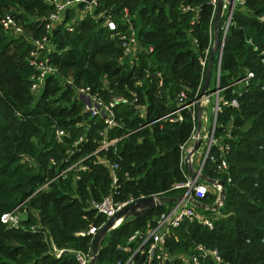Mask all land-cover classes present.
Instances as JSON below:
<instances>
[{
	"label": "trees",
	"instance_id": "16d2710c",
	"mask_svg": "<svg viewBox=\"0 0 264 264\" xmlns=\"http://www.w3.org/2000/svg\"><path fill=\"white\" fill-rule=\"evenodd\" d=\"M186 6L193 10L183 12ZM125 8L136 15L134 22L143 45L154 47V68L163 71L169 91L174 94L184 87L196 90L205 78L199 55L209 47L210 31L214 29L210 0H101L97 12L112 13L117 20ZM53 10V4L46 0H0V18L9 13L25 30L24 34L15 35L0 24V264H79L72 255L53 256L45 234L30 230L36 220L34 212L58 246L85 251L91 249L93 236L76 233L106 221L89 208L91 199L100 200L111 190L108 170L94 164L93 159L87 160L91 169L82 172L81 179L70 172L67 178L53 181L49 189L35 193L59 169L97 148L93 140L98 126H93L82 151L71 155L69 163H61L65 152L85 132V127L76 124L82 119L89 121L87 115L81 114L83 104L74 96L75 88L67 84L69 78L79 86L114 90L116 94L138 90L142 100L143 90H149L150 118L164 110L163 99L154 96L155 86L144 80L145 59L143 68L120 63V40L111 37L104 16H87L73 31L63 25L54 30L52 41L56 47L49 56L58 73L49 76L42 91L35 95L31 85L36 70L29 63L31 39L46 34L45 18ZM71 17L69 11L66 20ZM221 26L222 20V36ZM120 29L125 27L121 25ZM192 37L198 39L197 47ZM260 50H264V0H245L244 6L235 9L226 37L221 84L239 79L248 70L255 72V78L240 96V107H227L219 116L220 133L233 123L232 138L228 140V171H219L210 161L204 167L207 177L226 183L222 216L214 220L213 228L186 220L173 229L167 243L173 254H190L197 244H204L218 249L227 264H264V64ZM216 65L215 59L214 69ZM140 78L143 84L136 86ZM120 110L125 131L139 125L140 119L132 117L131 107ZM55 128L70 135L58 141ZM121 132L113 130L110 135ZM191 132L192 121L186 114L182 123L154 125L129 136L119 145L117 154L108 152L122 166L118 198L175 193L171 190L173 184L184 180L179 147ZM51 158L58 161L57 165L51 164ZM215 199V195H209L205 202L213 203ZM22 202L28 208L27 217L20 227H8L1 220L2 214ZM164 210L163 204L143 218L125 219L112 229L102 244L100 264L125 260L127 255L120 246H126L136 230L145 229ZM203 264L214 263L208 258Z\"/></svg>",
	"mask_w": 264,
	"mask_h": 264
},
{
	"label": "built area",
	"instance_id": "2783aa9c",
	"mask_svg": "<svg viewBox=\"0 0 264 264\" xmlns=\"http://www.w3.org/2000/svg\"><path fill=\"white\" fill-rule=\"evenodd\" d=\"M46 1L53 4L54 10L45 18L46 34L41 38L31 39L33 47L29 55V63L36 70L32 76L31 85V90L35 95L42 91L49 76L58 73L57 66L51 62L49 56V52L54 51L56 47L52 41L54 30L63 25L66 30L73 31L75 25L87 16L95 19L104 16V25L112 31L111 37H117L120 40L123 50V54L119 58L120 63L128 64L130 68H139L142 67L143 58L145 59V67H142L144 80L148 82L149 86H155L154 96L157 99H163L164 110L150 118L149 99L147 97L149 90H143L145 96L142 100L138 90H128V93L116 94L114 90L94 89L90 85L79 86L74 83L72 78H69L67 84L75 88L74 96L83 104L81 114L87 115L89 121L82 119L76 124L79 127H85V132L79 135L72 147L65 152L61 163H69L71 155L82 151V144L89 141V132L93 126H98V135L93 140L97 144V148L90 154L80 157L76 162L61 170L59 169L57 175L43 183L35 193L49 189L53 181L58 178H67L70 172H75L74 177L77 180L81 179L82 172L91 169L87 160L93 159L94 164H100L108 170L111 190L100 200L91 199L89 208L93 209L97 215L104 216L106 220L109 219L125 205L138 198L133 196L126 200L118 198L121 194L120 171L122 166L118 161H113L108 152L112 151L113 154H117L119 145L129 136L146 129H152L154 125L163 127L167 123H182L187 114L192 121V132L189 139L179 147L181 152L180 166L184 180L174 183L171 190L175 193L164 196L166 201L159 203L158 206L165 205V210L155 218V221L149 222L143 230H136L130 236L128 244L120 246L127 258L118 260L116 264H203L208 258L212 259L214 264H227L216 248H207L204 244H197L193 253L173 254L167 243L173 229L180 227L186 220L196 221L201 225L213 228L214 220L222 216L221 208L225 200H221L223 187L217 183L221 179H214L216 183L208 182L205 178L204 167L210 161L217 165L219 171H228V153L231 148L228 140L232 138L233 123L230 122L224 132L220 133L222 124L219 123V116L227 107L234 109L240 107V96L248 91L252 80L255 78V72L248 70L239 79L227 85L221 84L222 58L226 37L233 25L235 9L239 5L244 6L245 0H223L220 19L222 20L223 35L220 34V45L214 54L217 60L216 85L213 88L209 85L207 90L202 92L203 82H201L196 90L184 87L174 94L166 87L163 71L154 68V47L143 45L139 38V27L134 22L136 15L131 14L127 8L124 9L122 16L116 20L112 17V13L105 15L104 12H97L101 6V0ZM210 2L214 8L212 17L214 19L219 0H210ZM188 10H193V8L190 6L182 8L183 12ZM69 11L72 12V17L66 20ZM0 24L4 30L15 35H22L25 32L23 26L9 13L0 18ZM121 25L125 27L124 30L120 29ZM191 31L189 32L191 33ZM214 36V29H211L210 45L199 55V62L205 74L214 47ZM192 42L195 47L198 46L197 38L192 37ZM255 50H258V47H255ZM259 55L264 64V50H260ZM106 84H108L107 80H105ZM142 84L143 79H138L136 86ZM120 107H131L134 110L132 117L138 116L140 119L137 127L125 131ZM113 130H122V132L111 136L110 133ZM53 132L58 141H63V138L70 135L68 131L61 128H55ZM57 162L55 158H51L52 165H57ZM126 176L129 177V173H126ZM209 195L216 196L213 203L205 202ZM154 196L159 197L160 195ZM25 202L3 213L2 222L10 228L20 227L28 214V208L24 205ZM34 215L36 220L31 224L30 230L45 234V240L49 244L50 253L53 256L61 258L68 254L74 256L79 264H91V249L85 251L80 248L58 246L50 230L42 224L39 214L34 212ZM101 226L93 225L89 230L79 231L76 234L94 237Z\"/></svg>",
	"mask_w": 264,
	"mask_h": 264
},
{
	"label": "water",
	"instance_id": "95a60500",
	"mask_svg": "<svg viewBox=\"0 0 264 264\" xmlns=\"http://www.w3.org/2000/svg\"><path fill=\"white\" fill-rule=\"evenodd\" d=\"M222 8H223V0H219L216 12H215V17H214V47L211 52L204 82H203V87H202V92H205L207 88L210 85L213 71H214V63H215V52L217 51L219 45H220V19H221V13H222ZM197 146V145H196ZM208 182L210 183H216L214 179H209L205 176ZM218 184H221L223 187V191L221 193V200L224 201L226 197V184L224 180H219L217 181ZM161 201H166V198L164 196H146V197H141L133 202L125 205L120 211H118L114 216L110 217L109 219L106 220L104 224L100 227L98 232L94 235L93 241H92V246H91V264H100L99 262V254L100 250L102 248V244L107 236V234L115 228L116 223L121 219L125 220L128 218H136L140 219L145 216H147L150 212L155 210L159 203Z\"/></svg>",
	"mask_w": 264,
	"mask_h": 264
},
{
	"label": "rangeland",
	"instance_id": "374dc122",
	"mask_svg": "<svg viewBox=\"0 0 264 264\" xmlns=\"http://www.w3.org/2000/svg\"><path fill=\"white\" fill-rule=\"evenodd\" d=\"M7 35H11V34H9V33H7ZM215 72H216V68L214 69V71H213V75H212V79H211V88H213L215 85H216V80H215Z\"/></svg>",
	"mask_w": 264,
	"mask_h": 264
},
{
	"label": "bare ground",
	"instance_id": "6f19581e",
	"mask_svg": "<svg viewBox=\"0 0 264 264\" xmlns=\"http://www.w3.org/2000/svg\"><path fill=\"white\" fill-rule=\"evenodd\" d=\"M121 222H122V220L120 219V220L116 223L115 227L119 226Z\"/></svg>",
	"mask_w": 264,
	"mask_h": 264
}]
</instances>
